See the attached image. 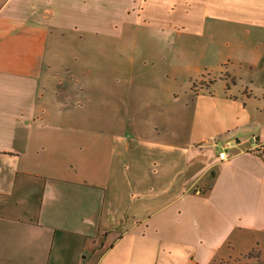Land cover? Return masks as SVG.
Returning <instances> with one entry per match:
<instances>
[{"label":"crops","instance_id":"0c3cea01","mask_svg":"<svg viewBox=\"0 0 264 264\" xmlns=\"http://www.w3.org/2000/svg\"><path fill=\"white\" fill-rule=\"evenodd\" d=\"M0 264H264V0H0Z\"/></svg>","mask_w":264,"mask_h":264},{"label":"built area","instance_id":"2783aa9c","mask_svg":"<svg viewBox=\"0 0 264 264\" xmlns=\"http://www.w3.org/2000/svg\"><path fill=\"white\" fill-rule=\"evenodd\" d=\"M251 141L254 142V143H256V137L252 136V137H251ZM257 148L261 149V145H257ZM227 157H228L227 152L224 151V150H223V151H220V152L218 153V158H219L220 160L226 159Z\"/></svg>","mask_w":264,"mask_h":264},{"label":"rangeland","instance_id":"374dc122","mask_svg":"<svg viewBox=\"0 0 264 264\" xmlns=\"http://www.w3.org/2000/svg\"><path fill=\"white\" fill-rule=\"evenodd\" d=\"M237 36L240 37V34H239V35L237 34ZM253 76H254V77H252V79H253V82L255 83V82H256L255 72L253 73Z\"/></svg>","mask_w":264,"mask_h":264}]
</instances>
